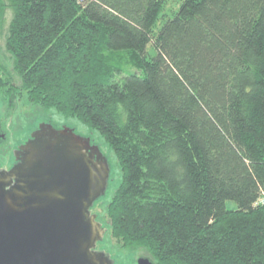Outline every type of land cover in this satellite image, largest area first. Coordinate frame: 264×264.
I'll return each instance as SVG.
<instances>
[{
    "label": "trees",
    "instance_id": "1",
    "mask_svg": "<svg viewBox=\"0 0 264 264\" xmlns=\"http://www.w3.org/2000/svg\"><path fill=\"white\" fill-rule=\"evenodd\" d=\"M165 3L0 0L20 79L0 64V89L107 143L122 247L156 264H264V0H182L155 31ZM126 53L139 73L121 77Z\"/></svg>",
    "mask_w": 264,
    "mask_h": 264
},
{
    "label": "water",
    "instance_id": "2",
    "mask_svg": "<svg viewBox=\"0 0 264 264\" xmlns=\"http://www.w3.org/2000/svg\"><path fill=\"white\" fill-rule=\"evenodd\" d=\"M91 142L43 122L0 168V264H114L96 249L106 229L91 208L106 197L110 165Z\"/></svg>",
    "mask_w": 264,
    "mask_h": 264
},
{
    "label": "rangeland",
    "instance_id": "3",
    "mask_svg": "<svg viewBox=\"0 0 264 264\" xmlns=\"http://www.w3.org/2000/svg\"><path fill=\"white\" fill-rule=\"evenodd\" d=\"M182 0H166L162 13L156 23L155 31L160 27L166 18H171L174 11L177 10ZM11 19V11L7 10L4 16V24L0 30V64L5 68L13 84L20 86V79L13 71L10 56L5 52L4 39L7 26ZM148 52L152 54L150 45ZM114 62L121 67V77L130 73H139V68L131 61L129 54H123L122 57H114ZM50 123L56 127H69L75 133L84 137H89L93 144L97 145L104 156L108 159L110 165V180L108 181L106 197L96 201L91 211L97 215L99 223L106 229L101 247L111 253L116 260V264H133V260L138 255H149L144 248H124L110 235L106 207L113 194L119 186L121 176L115 156L102 137L92 129L82 124L78 119L65 118L54 109H45L27 101L24 93L16 94L10 98L5 93V88L0 89V134L4 137L0 139V167L8 168L14 163L13 151L23 144L40 123ZM226 208L235 207L234 202L227 201Z\"/></svg>",
    "mask_w": 264,
    "mask_h": 264
},
{
    "label": "flooded vegetation",
    "instance_id": "4",
    "mask_svg": "<svg viewBox=\"0 0 264 264\" xmlns=\"http://www.w3.org/2000/svg\"><path fill=\"white\" fill-rule=\"evenodd\" d=\"M53 125V124H52ZM55 128H57V129H60L61 127H56L55 125H53ZM75 132V131H74ZM92 144H93V142H91ZM14 164V163H13ZM12 164V165H13ZM0 168H3V167H0ZM10 168V166L8 167V168H5V169H9ZM92 209V208H91ZM91 213L92 214H94L92 211H91ZM96 220L98 221V218H97V215H96ZM99 222V221H98ZM102 242V241H101ZM101 242H99V243H97V245H96V249L97 250H103V251H105V252H107V250L105 249V248H103V247H101ZM109 254H110V256H111V258H113L114 259V264H116V260H115V258L113 257V255L109 252ZM140 260H146V262L145 263H143V264H156L155 263V261L149 256V255H138V256H136L135 257V259L133 260V264H140Z\"/></svg>",
    "mask_w": 264,
    "mask_h": 264
},
{
    "label": "built area",
    "instance_id": "5",
    "mask_svg": "<svg viewBox=\"0 0 264 264\" xmlns=\"http://www.w3.org/2000/svg\"><path fill=\"white\" fill-rule=\"evenodd\" d=\"M254 206L264 205V192H262L253 204Z\"/></svg>",
    "mask_w": 264,
    "mask_h": 264
}]
</instances>
